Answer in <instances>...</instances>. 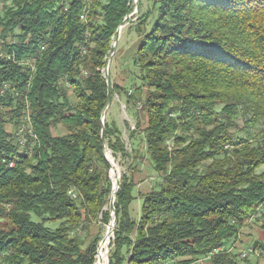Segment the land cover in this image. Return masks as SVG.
<instances>
[{
	"label": "trees",
	"instance_id": "16d2710c",
	"mask_svg": "<svg viewBox=\"0 0 264 264\" xmlns=\"http://www.w3.org/2000/svg\"><path fill=\"white\" fill-rule=\"evenodd\" d=\"M153 3L133 60L141 85L126 104L146 117L131 133L142 130L158 180L135 220V183L123 174L109 264H189L231 244L208 264H243L247 248L261 258V242H236L254 217L264 232V0ZM133 5L5 0L0 8V264L96 263L101 240L91 226L111 221L102 132L116 159L129 157L118 127L102 123V71ZM111 84L113 98L124 91Z\"/></svg>",
	"mask_w": 264,
	"mask_h": 264
},
{
	"label": "rangeland",
	"instance_id": "374dc122",
	"mask_svg": "<svg viewBox=\"0 0 264 264\" xmlns=\"http://www.w3.org/2000/svg\"><path fill=\"white\" fill-rule=\"evenodd\" d=\"M133 6H134V10L130 14L128 21L122 28L123 30L120 33V37L117 45V51L110 63V68H109L111 82L113 83L114 80L115 83L118 82L119 84H124L128 89L130 88L134 89V87L140 86L141 82L139 79V70L136 68V66L132 64L131 68L133 69V71L136 72V73H132L127 71V67L124 65V62L126 60L132 62L133 60L132 53L134 51L133 43L136 40L142 38L146 33L150 32L154 20L153 17L155 18L156 16L153 0H137V2L136 1L134 2ZM150 11L152 12V15L150 16L148 22L145 25L141 26L142 27L141 32L138 31V26L142 25V22H144L145 17L150 13ZM125 51H127V53H124ZM115 70H117L118 73H120L117 74L120 75L118 79H113L115 75ZM124 72L126 73L124 74ZM118 95H115L114 98L112 99V102L114 100L115 104L117 105L116 108L118 114L116 113L117 116L116 126L121 132V136L125 144V147L127 149V153L129 154V157L122 158L118 156V158L116 159L111 151L110 153L112 154L118 166L121 184L124 173H127L129 175L131 174L133 177V181L135 183V190H134L135 200L131 204L133 206L132 215L136 220H138L141 217L142 204H143V198H139L138 192L139 191L142 192L140 196H143L146 192L147 193L150 192L151 189L156 185V181L158 180V174L153 171L152 166L150 164L149 156L146 153V150L142 147L143 145H141V143L139 142L140 139H142L143 137L142 130L137 129L136 136H133L131 133L133 129L137 128L138 123H141V121L142 123L143 122L146 123V117L144 116V114L143 117H137V111L126 104V93L124 94L121 92V95L119 96ZM111 111L112 109H109L106 116L109 123H113L115 121V117L113 116ZM9 130H12L11 126H9ZM56 130L57 129L54 130L55 134L64 135V133L66 132V130L63 129L62 127H60L59 130L57 131ZM135 148L136 149L140 148L138 153L134 152ZM136 155L139 156V159L135 157ZM113 167L114 164L112 165V170ZM263 171L264 168L260 170V172ZM110 175L113 178L111 174V170H110ZM114 175L116 176V172H114ZM111 187L113 190L114 187L113 182ZM110 200H111V195L109 196L108 203L104 208L106 212L110 211L109 209ZM261 224L262 223L258 221L256 217H254L251 221H248L246 223L245 227L242 229V232L239 235L238 240L236 242V245L239 247V249L245 248V246L248 245L249 246L253 245L255 242H261L264 245V232L261 230ZM56 226L57 225H50L49 227L56 228ZM108 226L109 224H105L103 220H99L97 223L91 226V235L100 236V240L102 241L107 230L109 229ZM113 239L114 238L111 239L110 241L111 243ZM111 243L108 248L107 257H109V252L111 250ZM107 257L105 260V264H107ZM97 261L98 259L96 258V262ZM243 264H264V255L259 259L255 257H250L248 261L247 262L245 261Z\"/></svg>",
	"mask_w": 264,
	"mask_h": 264
},
{
	"label": "water",
	"instance_id": "95a60500",
	"mask_svg": "<svg viewBox=\"0 0 264 264\" xmlns=\"http://www.w3.org/2000/svg\"><path fill=\"white\" fill-rule=\"evenodd\" d=\"M134 1L135 0H130V3L132 4V3H134ZM129 17H130V14L127 15V17L124 19L123 23L121 24V26L117 30V34H116V36L114 38V42L112 44V48H111V51L109 53V57H108V60H107V65L102 71L103 72V77H104V79H105V81L107 83V87H108L107 102H106V106H105V109H104L103 114H102V123H103V125L105 123L107 112L110 109V106L112 104V99H113V97H112V84H111L110 74H109L110 63H111L112 59L114 58V56L116 54V51H117V45H118L121 29L124 27V25L126 24V22L129 19ZM102 141L104 142V152H105L106 159L110 163L109 158H108V153H110V151H109V149H108V147L106 145L104 131L102 132ZM110 165H111V172H112V164L110 163ZM109 178L113 182V179H112L111 175H109ZM120 186H121V180H120V177L118 175L117 182L114 183V187H113L112 194H111V200H110V203H109V209H110V213H111V221H110L109 224H112V229H108L107 230L104 238L100 242V244H99V246L97 248V256H96L97 259H98L99 255H100L101 247H102L103 244H105L106 240L107 239L111 240L112 238H114V233H115V229L117 227V222H118L115 203H116V199H117V196H118V193H119ZM107 264H109V257H107Z\"/></svg>",
	"mask_w": 264,
	"mask_h": 264
},
{
	"label": "built area",
	"instance_id": "2783aa9c",
	"mask_svg": "<svg viewBox=\"0 0 264 264\" xmlns=\"http://www.w3.org/2000/svg\"><path fill=\"white\" fill-rule=\"evenodd\" d=\"M137 2V0H135ZM134 1V2H135ZM0 3H5V0H0ZM81 19H85L84 16H81ZM2 55V52L0 51V56ZM23 63V62H22ZM25 64H28L26 62H24ZM23 63V65H25ZM132 93V91H130V94ZM129 94V95H130ZM26 121H28V123L30 124L31 123V119H30V116L29 114L26 116ZM28 131L29 135L31 136L30 138H34L33 137V132H32V129H26V128H22L21 129V132L23 133V135L25 136L24 134V131ZM134 130V129H133ZM26 137V136H25ZM21 141V145H24L26 140L25 139H22L20 140ZM235 250V246L233 244L229 245L228 247H221V248H218L214 253L208 255V256H205V257H202V258H199L189 264H208V261L211 259L212 255L213 254H220V253H223L225 251H227L228 253L232 252ZM262 255V252L261 251H257V250H254L253 248H247L246 250H243L241 251V257L242 258H250V257H255V258H259L260 256ZM176 263V262H175ZM174 263V264H175Z\"/></svg>",
	"mask_w": 264,
	"mask_h": 264
},
{
	"label": "crops",
	"instance_id": "0c3cea01",
	"mask_svg": "<svg viewBox=\"0 0 264 264\" xmlns=\"http://www.w3.org/2000/svg\"><path fill=\"white\" fill-rule=\"evenodd\" d=\"M141 39H142V38L138 39L139 41L136 40V41L133 43V48H134V51H133V53H132L133 60H134V57H135L136 52H137V50H138V47H139V44H140ZM124 53H127V51H125ZM124 53H123V54H124ZM133 60H132V62L126 60V61L124 62V65L127 67V71L132 72V73H136V72L133 71V69L131 68V67H132V64L134 65ZM134 66H135V65H134ZM134 66H133V67H134ZM136 68H137V67H136ZM127 71H126V72H127ZM126 72H124V74H125ZM117 74H120V73H118V71L115 70V75H114L113 79H118V78L120 77V75H117ZM131 76H132V75H131ZM123 79H124V78H123ZM125 81H127V80H125ZM113 84H114V85H117L118 87L123 88L125 92L123 91L122 93H124V94L126 93V91H129V90L131 91V88L128 89L124 84H119L118 82L115 83L114 80H113ZM130 91L126 94L127 96L130 94ZM118 94L121 95V92H120V93L118 92V93H116L115 95H118ZM119 95H118V96H119ZM113 104H114V106H113ZM116 106H117V105L115 104V101L113 100V102H112V104H111V106H110V109H112L111 113H112L113 116L115 117V121L113 122V124H115V125H117V124H116V121H117V119H116V117H117V116H116V113H117V108H116ZM117 114H118V113H117ZM141 193H142V192H140V191L138 192V196H139V198H143V196L146 195L147 192H146V193L144 192L145 194H144L143 196H140ZM132 208H133V206L131 205V206H130L131 216H132L133 219H135V218L133 217V215H132V214H133V213H132ZM139 219H140V218H139ZM139 219H138V220H139ZM135 220H136V219H135Z\"/></svg>",
	"mask_w": 264,
	"mask_h": 264
},
{
	"label": "bare ground",
	"instance_id": "6f19581e",
	"mask_svg": "<svg viewBox=\"0 0 264 264\" xmlns=\"http://www.w3.org/2000/svg\"><path fill=\"white\" fill-rule=\"evenodd\" d=\"M3 4L4 3H0V8L3 6ZM1 9H3V8H1ZM122 30L123 29H121V32H122ZM108 158H109L110 163L112 165L114 164V167H113L111 174L113 176V178H112L113 182L116 183L117 179H118V175H119V169H118V166L115 162V159L113 158L111 153H108ZM114 172H116V176L114 175ZM114 178H115V180H114ZM108 228L112 229V224H109ZM110 241H111L110 239H107L105 244L102 245L98 261L95 264H105V260H106L107 254H108V248H109V245L111 243Z\"/></svg>",
	"mask_w": 264,
	"mask_h": 264
}]
</instances>
